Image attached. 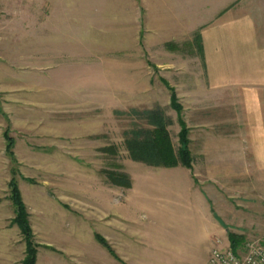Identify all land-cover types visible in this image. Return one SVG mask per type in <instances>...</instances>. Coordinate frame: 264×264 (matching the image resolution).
<instances>
[{
  "label": "rangeland",
  "instance_id": "374dc122",
  "mask_svg": "<svg viewBox=\"0 0 264 264\" xmlns=\"http://www.w3.org/2000/svg\"><path fill=\"white\" fill-rule=\"evenodd\" d=\"M16 6L0 3V264H24L28 256L13 182L32 228L35 264H127L124 232L132 224L108 217L110 190L121 206L134 182L166 177L170 183L181 176H156V166L131 158L126 141L134 131H154L151 116L160 113L178 151L172 95L187 122L192 80L163 72L145 48L131 44L130 32L86 31L80 45L74 30H52L44 41L43 16ZM178 51L186 55L192 48ZM192 149L200 166L199 143ZM124 176L130 187L117 184ZM248 177L244 183L258 184L264 206V175ZM241 224L230 230L236 243L230 240V247L240 254L264 248V218Z\"/></svg>",
  "mask_w": 264,
  "mask_h": 264
},
{
  "label": "crops",
  "instance_id": "0c3cea01",
  "mask_svg": "<svg viewBox=\"0 0 264 264\" xmlns=\"http://www.w3.org/2000/svg\"><path fill=\"white\" fill-rule=\"evenodd\" d=\"M26 1L11 4L43 16L44 41L52 30H74L80 45L86 31L130 32L163 72L192 80L186 124L201 165L156 167L181 178L134 182L121 206L115 188L108 194V217L132 224L127 264H210L214 247H230V230L264 218L258 184L244 183L264 175V0Z\"/></svg>",
  "mask_w": 264,
  "mask_h": 264
},
{
  "label": "trees",
  "instance_id": "16d2710c",
  "mask_svg": "<svg viewBox=\"0 0 264 264\" xmlns=\"http://www.w3.org/2000/svg\"><path fill=\"white\" fill-rule=\"evenodd\" d=\"M172 107L179 113V124L181 131L179 134L180 147L175 151L170 139L168 131V122L163 114L152 113L153 122L155 126L154 131L137 130L132 132L133 137L127 139V147L131 154V158L136 161H141L156 167H176L179 165L192 168V155L190 150L189 128L181 114L183 107L180 104L177 95L173 92ZM124 181L116 182L123 187H130V180L124 176ZM121 179V177H120ZM14 188V202L17 206L16 222L23 230L28 244V256L24 264H35L36 249L34 248L33 232L28 220L25 204L23 203L17 184L13 182ZM230 240L232 246H236L234 235L230 233ZM236 251L234 248H232ZM237 252V251H236Z\"/></svg>",
  "mask_w": 264,
  "mask_h": 264
},
{
  "label": "built area",
  "instance_id": "2783aa9c",
  "mask_svg": "<svg viewBox=\"0 0 264 264\" xmlns=\"http://www.w3.org/2000/svg\"><path fill=\"white\" fill-rule=\"evenodd\" d=\"M210 264H264V248L253 246L245 254L234 251L231 247H214L209 257Z\"/></svg>",
  "mask_w": 264,
  "mask_h": 264
}]
</instances>
